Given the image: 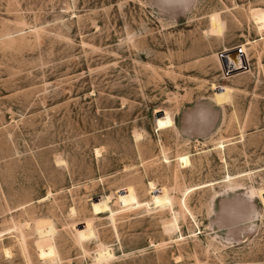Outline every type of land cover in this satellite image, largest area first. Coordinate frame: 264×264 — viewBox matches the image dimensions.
<instances>
[{
    "label": "rangeland",
    "instance_id": "374dc122",
    "mask_svg": "<svg viewBox=\"0 0 264 264\" xmlns=\"http://www.w3.org/2000/svg\"><path fill=\"white\" fill-rule=\"evenodd\" d=\"M263 196L264 0H0V264H264Z\"/></svg>",
    "mask_w": 264,
    "mask_h": 264
},
{
    "label": "water",
    "instance_id": "95a60500",
    "mask_svg": "<svg viewBox=\"0 0 264 264\" xmlns=\"http://www.w3.org/2000/svg\"><path fill=\"white\" fill-rule=\"evenodd\" d=\"M221 63L225 74L229 76L237 72L246 71L248 67V65L245 64V60L240 54L239 49H234L231 52L226 53Z\"/></svg>",
    "mask_w": 264,
    "mask_h": 264
},
{
    "label": "bare ground",
    "instance_id": "6f19581e",
    "mask_svg": "<svg viewBox=\"0 0 264 264\" xmlns=\"http://www.w3.org/2000/svg\"><path fill=\"white\" fill-rule=\"evenodd\" d=\"M234 49H238V47H237V48H232V50H234ZM232 50L227 51V52H225L224 54L229 53V52H231ZM241 50H242V48H241ZM242 52H243V51H242ZM243 53H244V52H243ZM244 54H245V53H244ZM242 57H243L244 60H245V64L248 65V64H247V60L245 59V56L242 55ZM218 58H219V56H218ZM221 61H222V60H220V58H219L220 65H221L222 70H223V65H222ZM248 68H249V65H248L246 71H248ZM246 71L237 72V73H234V74H232V75L229 76V75L225 74V72H224V70H223V74H224V76H226V77H232L233 75H237V74H240V73H243V72H246ZM136 139H137V138H136Z\"/></svg>",
    "mask_w": 264,
    "mask_h": 264
},
{
    "label": "built area",
    "instance_id": "2783aa9c",
    "mask_svg": "<svg viewBox=\"0 0 264 264\" xmlns=\"http://www.w3.org/2000/svg\"><path fill=\"white\" fill-rule=\"evenodd\" d=\"M238 49H239L240 54L244 56L245 54L242 52L241 47H238ZM224 53H225L224 51H221L218 53L220 60L223 59V57L225 55Z\"/></svg>",
    "mask_w": 264,
    "mask_h": 264
},
{
    "label": "crops",
    "instance_id": "0c3cea01",
    "mask_svg": "<svg viewBox=\"0 0 264 264\" xmlns=\"http://www.w3.org/2000/svg\"><path fill=\"white\" fill-rule=\"evenodd\" d=\"M230 50H232V49H229V50H227V51H230ZM227 51H226V52H227Z\"/></svg>",
    "mask_w": 264,
    "mask_h": 264
}]
</instances>
